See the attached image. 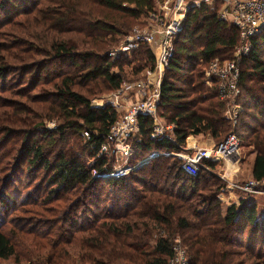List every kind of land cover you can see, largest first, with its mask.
Listing matches in <instances>:
<instances>
[{
	"label": "trees",
	"instance_id": "obj_1",
	"mask_svg": "<svg viewBox=\"0 0 264 264\" xmlns=\"http://www.w3.org/2000/svg\"><path fill=\"white\" fill-rule=\"evenodd\" d=\"M21 1L32 2L0 0V12L23 6L19 5ZM50 3L55 9L41 17L44 34L37 27L27 31L35 44L44 41L45 49L35 45V50L45 52L51 60L29 64L31 57L24 59V64L28 63L23 65L25 74L36 71L32 90L50 62L75 59L82 62L79 67L85 70V81L119 90L125 81L123 62L108 56V50L117 36L145 23L156 11L155 0ZM36 13L35 17H40L43 12ZM15 14H7L13 17L8 20L12 26L20 19ZM30 14L25 13L32 26ZM70 33L81 36V43L76 45L68 38ZM45 37L50 39L46 41ZM238 43L240 32L230 21L204 7L188 14L183 30L174 39L176 53L162 82L158 108L162 121L175 126L172 138L153 137L154 119L142 113L139 131L131 139L130 159L137 163L143 156L160 155L127 180L122 178L125 182L109 175L112 161L102 152L118 113L111 105H94L89 97L76 91L73 76H58L55 83V79H46L55 88L44 94L52 96L51 106L27 108L30 122L24 121L28 116L23 117V110L14 111L16 115L8 113V123L0 124V218L5 217L0 224V264H168L174 257L175 239L186 248L190 264H264V197L248 195L240 204L224 208L218 199L224 186L219 177L205 169L190 174L183 160L173 153L182 150L190 135L208 134L219 144L234 132L241 143L249 139L254 147L252 178L264 181V30L251 39V59L241 69L240 101L244 110L237 126L225 117L226 102L219 97L218 84L206 82L209 63L216 57L232 59ZM10 44L0 43L2 80L10 74L13 48L21 45L19 41ZM132 56L139 60L136 73L156 64L149 45H140ZM17 81L26 84L24 77ZM54 118L65 124L47 129L44 120ZM19 121L25 122L21 137L12 140L17 136L12 126ZM67 128L86 133V161L70 153H60L53 159L51 148L64 140ZM39 134L41 137L36 139ZM23 169L26 173L43 172L50 201L41 204L42 208L39 203H23L15 208L17 198L8 178L13 171L17 170L18 175ZM4 178L7 181L2 190ZM107 188L112 197L106 200ZM54 202L57 206L51 209Z\"/></svg>",
	"mask_w": 264,
	"mask_h": 264
},
{
	"label": "rangeland",
	"instance_id": "obj_2",
	"mask_svg": "<svg viewBox=\"0 0 264 264\" xmlns=\"http://www.w3.org/2000/svg\"><path fill=\"white\" fill-rule=\"evenodd\" d=\"M51 0H32L30 3L21 1L18 8H10V12H0V43H4L6 45H12L10 43H16L19 41L21 45L15 46L12 50L14 53V57L11 59L9 63L10 67V74L7 77L6 80L0 79V124L4 125L8 122L7 120H10L11 116L7 114H12L16 115L15 112H20L23 110L25 111L23 113L24 121L30 122V116L27 113V108H38L41 104L46 105L48 108L51 106V100L52 96L51 95H44L47 93H52L54 92L55 88L53 87V84L47 81L46 79H55L52 82H58L57 77L61 75H69L73 76L75 78V90L80 92L81 94L85 95L86 97H89L91 99V102L94 105L98 106H104V105H111L114 107V109L118 113V119L122 118L127 110L129 109L130 105L135 102L140 100L138 95L134 88V84L138 82H143L146 83L147 85H153L156 86L158 83H162L164 78L167 75V72L165 73L163 79L159 76L158 72H154L152 70L153 67L147 66L146 69H144L141 73L138 71L136 73V69H138V59H134L136 56H132L130 53L129 55H117L113 56L111 53L112 51H117L120 49L123 45V41L125 36L132 33L134 28H139V29H145L152 24L149 18L145 20V23L137 24L134 26L133 29L128 30L124 32L122 35L117 36V41L109 48L108 50V56H111L113 59H118L120 62L123 64V74L125 76V81L122 84V87L119 90L112 91L108 88L107 86H104L103 84H98L99 82H94V83H89L85 81L84 79V72L85 70H81L80 64L82 62H79L78 59H75V61L71 60H56L54 62H50L47 69L42 72L41 75V81L38 84V86L32 90V82H33V75L36 71H33L32 73H26V70H24V67L29 63L35 62V61H51L47 60L49 56L45 55V52H37L35 50V45L37 46V49H45L44 41L40 42L39 44H35V40H31L29 37H27V31L30 30L32 27H37V31L45 32V29L42 25L41 17L46 13L50 12L55 9V6L50 3ZM156 9L158 10L159 7L156 4ZM30 11L32 14L28 18L32 19V26L29 25L27 22V16L25 15L26 12ZM41 9V10H40ZM24 10H26L24 12ZM42 11V15L40 14V17H35L37 14L36 12ZM15 14V18H20L17 23H15L13 26L8 23L9 19H12V16H9L7 14ZM19 13V14H17ZM68 38H71L76 45L78 43H81L82 37L79 36L76 33H70L67 34ZM10 37V38H9ZM46 41L50 39V37H45ZM152 49V46H150ZM154 48V47H153ZM78 51L79 50L77 46ZM48 50V49H47ZM237 49L235 48L233 58L236 56ZM80 53V52H77ZM119 53V52H116ZM115 55V54H114ZM125 56L127 59H125ZM31 57V60L25 65L24 61L25 58ZM137 58V57H136ZM131 62V64H128ZM80 63V64H79ZM245 64L248 62H244ZM143 64V63H140ZM25 65V66H23ZM80 66V67H79ZM84 68V67H83ZM240 68L243 69L245 68L244 64L240 65ZM115 71H119L117 68L114 69ZM152 70L148 74V71ZM84 73V74H82ZM153 73V74H152ZM24 77V80L26 81L25 85H19L18 78ZM45 80V81H44ZM97 83V84H96ZM130 87L131 89H128ZM134 90V91H133ZM45 96V97H44ZM41 97L40 100H36L37 98ZM49 100V102H45ZM7 101H13L12 103H6ZM21 104V106L18 105ZM15 104V105H14ZM1 113H3L1 115ZM155 117L158 118L159 120H162L160 115H159V110L157 109V112L155 114ZM158 120V121H159ZM41 120H35L33 122L39 123ZM165 121V119H163ZM45 122V127L47 129H55L56 127L58 128L60 125L65 124V122H62L59 118H54L53 120H44ZM240 122V120H239ZM25 122H18V124H14V133H16L14 136V139L20 138L21 133L23 131V125ZM67 136L64 138V140L60 141L56 146L51 148L52 150V155L53 159L57 158L60 153H70L74 154L76 157H79L81 160L86 161L87 158L85 156V150L84 148V137H86V133L79 134L76 132L74 129L67 128ZM239 131V130H238ZM1 132V130H0ZM190 136H195V135H190ZM189 136V137H190ZM3 134H0V144L3 142L2 140ZM17 137V138H16ZM41 134L36 136V139L40 138ZM11 140V141H12ZM195 142H197L198 146L201 147H206L208 145L214 144V140L211 137V135H204L201 134L199 136H196ZM106 153V152H105ZM176 157L180 158L183 160L181 157L176 154V152H173ZM109 155V158L112 161L113 165V170L112 173H115L114 177L116 180H120L121 182H125L122 180V178L126 179L129 178V176L138 168H141L142 165H144L146 162H149L152 158L160 155L156 153H152L147 156H143V160L136 161L137 163L134 162V160L128 156L125 157L123 152L117 150L113 146H111L107 152ZM156 154V155H155ZM254 147L252 145H249V139H245L242 143V148L239 152V154L234 157L231 161H217L215 168L213 169V173L215 176L220 175L222 173L228 174V178L230 180H234L239 183H245V182H251L253 180L252 178V167L254 163ZM147 159V161L145 160ZM25 169V168H24ZM21 170L20 173L17 175V170L13 171L8 180L10 183V189L14 192L15 197L17 198V203L15 208H20L23 203L25 204H35L39 203V205L44 204L46 205L50 200L47 197L48 193V188L46 187L45 184H43L44 177H43V172L41 173H30L25 170ZM32 171V170H31ZM2 175H0L1 177ZM219 179L222 181V184L225 185V182L219 177ZM7 179L4 178L3 183H2V190L4 189V184L6 183ZM205 183V182H204ZM123 185L122 183L118 185L120 187ZM224 187V186H223ZM222 187V189H223ZM111 190L107 188L106 193L104 195V199H108V197H112V195L109 194ZM112 192V191H111ZM110 195V196H109ZM256 195V194H255ZM259 196V195H256ZM109 201V200H108ZM233 201V202H232ZM231 203L233 204H240L236 203L235 200H232ZM43 205V206H44ZM41 205V208L43 207ZM57 206V203L54 202L50 207ZM229 205L225 206L223 205L224 208L228 207ZM23 207H33V206H28L24 205ZM49 207V205L47 206ZM36 208V206H34ZM94 212H96V209L93 207L92 208ZM99 209H101V206L99 205ZM101 211V210H100ZM97 213V212H96ZM45 214V213H44ZM5 220V217L0 218V224L1 221ZM247 239H245L246 241ZM246 243V242H245ZM6 263V262H3ZM8 263V262H7ZM10 262L9 264H11Z\"/></svg>",
	"mask_w": 264,
	"mask_h": 264
},
{
	"label": "built area",
	"instance_id": "obj_3",
	"mask_svg": "<svg viewBox=\"0 0 264 264\" xmlns=\"http://www.w3.org/2000/svg\"><path fill=\"white\" fill-rule=\"evenodd\" d=\"M155 2L159 9H156L149 17L154 25L145 29L134 28L132 33L124 35L122 47L117 51H112L111 54L113 56L129 55L142 44L152 46L156 57V64L152 70L155 73L158 72L163 79L165 73L171 69L176 53L174 39L183 30L187 16L192 10L204 7L218 15L220 19L230 21L240 32V43L235 47L236 56L229 60L214 58L205 68V75L207 84H218L219 97L226 102L225 117L233 126H237L244 110L240 101V65L250 61L251 39L264 30V0H155ZM152 70L148 71V74H151ZM133 86L136 90L133 91L139 94L140 100L133 102L126 114L113 124L107 140L102 145V152L107 153L113 146L123 152L125 157L130 156L133 151L131 139L139 131V116L142 113L149 114L154 119L153 137L172 138L175 126L165 124L155 117L161 100L162 83L153 86L138 82ZM128 89L131 88L128 87ZM189 138L182 150L176 154L183 159L184 168L192 175H197L201 169L213 173L217 161H231L242 148L241 140L234 132L228 134L219 144L211 147L198 146L195 141L189 143ZM206 161L212 164L213 169ZM114 174L109 175L115 176ZM217 176L225 182L218 194L222 205L231 206L233 205L232 200L241 203L247 199L248 195L256 194L264 197V181L251 180V182L239 183L230 180L226 173ZM173 250L174 257L168 261V264H190L186 248L181 245L179 239H175Z\"/></svg>",
	"mask_w": 264,
	"mask_h": 264
},
{
	"label": "crops",
	"instance_id": "obj_4",
	"mask_svg": "<svg viewBox=\"0 0 264 264\" xmlns=\"http://www.w3.org/2000/svg\"><path fill=\"white\" fill-rule=\"evenodd\" d=\"M188 141H189V143H192L194 141H197L196 140V136H190V138L188 139ZM214 145H216L215 142H214V144H211V145H208V146L211 147V146H214Z\"/></svg>",
	"mask_w": 264,
	"mask_h": 264
}]
</instances>
